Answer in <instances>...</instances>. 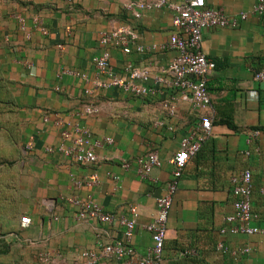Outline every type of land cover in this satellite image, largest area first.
Wrapping results in <instances>:
<instances>
[{
	"label": "crops",
	"instance_id": "crops-1",
	"mask_svg": "<svg viewBox=\"0 0 264 264\" xmlns=\"http://www.w3.org/2000/svg\"><path fill=\"white\" fill-rule=\"evenodd\" d=\"M158 0H0V85L9 102L0 131V156L12 164L9 184L11 207H0V239L7 246L11 264H41L38 254H48L50 264H89L84 252L99 253L101 245L122 241V228L113 220H77L68 203L72 197L91 194L103 211L114 217H129L135 207L138 216L131 245L144 256L152 246L147 224L156 213L155 200L165 193L170 178L172 156L181 139L198 124L192 101L167 84V74L160 73L175 57L174 50L129 54L110 49V65L121 73L126 62L136 68L149 67L151 76L164 83L155 95L145 98L127 96L117 89L85 96V84L63 69L95 75L93 57L101 53L98 40L102 32L129 27L137 36L136 45L159 46L174 32L172 11L166 6L143 9L133 18L125 5H152ZM178 4L180 0H166ZM257 0H204L205 6L221 10L227 17L247 13L245 21L234 29H204L201 51L213 61L215 69L207 79L211 102L210 135L189 161L179 180L166 222V238L161 264H264V235H221L227 228L224 218L233 213L231 178L242 171L252 174V213L250 223L264 229V82L253 79L264 68V16L251 15ZM24 21L21 30L16 17ZM39 18L47 31L41 35L34 28ZM60 74V76H58ZM167 82V83H165ZM146 86H153L150 79ZM91 104L99 109L93 117L78 123L86 126L95 140L97 162L90 166L75 164L60 157L55 149L59 132L52 125L58 114L70 120L69 112ZM172 105L170 115L163 105ZM226 104H231L236 130L218 123ZM48 122H43L44 115ZM252 132L258 135L247 144ZM110 138L111 144H105ZM155 152L159 167L149 179L141 180L134 160ZM248 155H244V153ZM123 164H129L125 169ZM119 176L115 183L106 173ZM83 179L96 174L98 184L90 189H74L69 174ZM29 218L26 228L20 220ZM14 232V234L12 233ZM222 243L227 252L217 246ZM249 249L232 256L231 252ZM113 258H99L95 264L114 263Z\"/></svg>",
	"mask_w": 264,
	"mask_h": 264
},
{
	"label": "built area",
	"instance_id": "built-area-1",
	"mask_svg": "<svg viewBox=\"0 0 264 264\" xmlns=\"http://www.w3.org/2000/svg\"><path fill=\"white\" fill-rule=\"evenodd\" d=\"M166 6L172 11L171 24L174 32L169 36L167 43L159 46L142 47L136 45L137 36L129 27H119L102 32L99 35V46L101 53L92 59L95 75L89 79L85 73L75 69H63L61 75H69L85 84L83 93L92 97L99 91L117 89L123 94L134 98H145L158 91L157 87L164 83L160 76H151L149 67L136 68L130 62H126L121 73H116L110 65V49H118L123 54H129L132 46L137 53L153 52L155 50H174L175 57L168 67L161 69L160 73L167 74L170 78L168 86L180 93V97L191 100L193 110L197 114L198 124L194 126L180 141V148L172 156L170 165L172 167L170 178L165 185L163 196L156 198V213L147 224L146 231L149 233L152 246L144 256L135 253L131 240L133 238L136 218L138 216L135 207H129V217H114L103 211L91 196L72 197L68 203L75 209L77 220H97L105 224L114 221L122 228V241L111 244H104L100 247V252H84L82 257L89 264H95L99 258L115 260L111 264H161L162 250L166 238V222L172 206L173 196L178 187L179 180L189 161V158L196 155L203 142L208 138L212 126L211 102L207 92V79L215 69L213 61L207 59L201 51V38L204 29H234L239 22L245 21L247 13L241 12L233 17H227L221 10H214L205 6L204 0H180L178 4L168 3L166 0H158L152 5L134 4L125 5V9L131 13L133 18L140 17L143 9L161 8ZM251 15L264 16V0H257L253 6ZM20 29H24V21L20 16L16 17ZM33 25L41 35H46L47 31L39 18L33 19ZM60 76V74L58 75ZM152 79L153 86L145 84ZM256 82H264V68L253 75ZM167 83V82H165ZM170 114H174L172 105H163ZM99 113V109L91 104H85L69 112L70 120H62L58 114H53V126L59 132L60 142L55 149L47 148V153L56 152L60 157L71 159L75 164L81 166L94 165L97 162L95 150L100 148L101 141L95 140L91 131L78 123V120L85 117H93ZM48 115H44L43 122H48ZM258 135L252 132L247 144ZM105 144H111L110 138H104ZM248 155V153H244ZM136 172L141 180L149 179L153 169L159 167V160L155 152H148L134 160ZM127 169L129 164H123ZM105 176L115 183L119 182V176L106 173ZM69 180L74 189L82 187L90 189L98 184L96 174L88 175L83 179L77 178L74 174H69ZM232 190L236 199L232 203L233 213L224 218L227 228L220 230L221 235L231 236H254L264 235V229L252 226L250 223L256 218L252 213L251 199L253 193L252 174L249 170L242 171L238 176L231 178ZM260 195L264 197V189H260ZM30 224L29 218L20 220V227L26 228ZM217 248L222 252H227V248L218 244ZM249 249L233 251L232 256L248 253ZM37 260L41 264H50L51 256L48 254H38Z\"/></svg>",
	"mask_w": 264,
	"mask_h": 264
},
{
	"label": "trees",
	"instance_id": "trees-1",
	"mask_svg": "<svg viewBox=\"0 0 264 264\" xmlns=\"http://www.w3.org/2000/svg\"><path fill=\"white\" fill-rule=\"evenodd\" d=\"M3 86L0 85V91ZM9 102L5 99V94L0 92V131L4 129L3 117L7 113L6 110ZM221 117L218 123L225 125L230 130H236V126L232 121V107L231 104H226L223 111L221 112ZM260 130H264V128H260ZM11 162L0 156V207H11L12 214L14 215V208L17 207L14 202H10L9 200V184L11 181L12 175L10 174V166ZM14 234V232H12ZM3 239H0V264H11V260L9 259V252L7 250V246L3 243Z\"/></svg>",
	"mask_w": 264,
	"mask_h": 264
}]
</instances>
